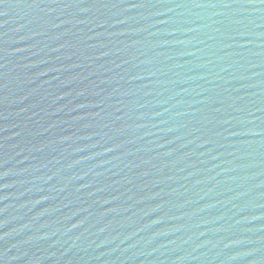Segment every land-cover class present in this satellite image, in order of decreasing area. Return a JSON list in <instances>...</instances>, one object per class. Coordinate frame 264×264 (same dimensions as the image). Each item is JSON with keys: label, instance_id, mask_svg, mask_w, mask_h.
Masks as SVG:
<instances>
[{"label": "water", "instance_id": "1", "mask_svg": "<svg viewBox=\"0 0 264 264\" xmlns=\"http://www.w3.org/2000/svg\"><path fill=\"white\" fill-rule=\"evenodd\" d=\"M0 264H264V0H0Z\"/></svg>", "mask_w": 264, "mask_h": 264}]
</instances>
